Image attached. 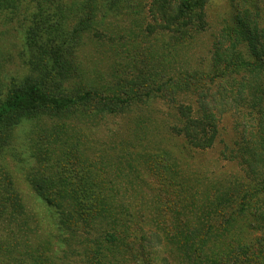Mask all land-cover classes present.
<instances>
[{
    "label": "trees",
    "instance_id": "trees-1",
    "mask_svg": "<svg viewBox=\"0 0 264 264\" xmlns=\"http://www.w3.org/2000/svg\"><path fill=\"white\" fill-rule=\"evenodd\" d=\"M227 1L228 22L206 63H192L186 50L207 30L205 9L213 0H176L170 26L142 38L132 31L119 42L123 78L104 91L68 93L64 88L77 70L73 57L91 13L96 21L111 12L130 17L135 4L138 14L142 6L137 0H0V14L21 15L25 8L27 15L25 73L0 85V166L5 174L17 127L36 121L38 138L30 146L41 170L33 174V189L64 228L107 231L86 264L126 257L150 264L147 256L151 264H264V0ZM29 3L35 5L32 14ZM152 103L160 104L157 134L154 120L135 118L132 140L124 141L120 154L114 145L102 168L86 155L85 143L59 140L68 124L54 128V142L45 136L47 119L96 122L134 115ZM226 121V150L245 165V175L219 171L214 179L205 167L193 170L192 154L216 148ZM135 154L136 160L129 157ZM7 182L0 186V217L9 213L13 224L27 209L19 187L11 177ZM138 196L148 198L152 216L142 199L129 203ZM49 249L19 264H65Z\"/></svg>",
    "mask_w": 264,
    "mask_h": 264
},
{
    "label": "rangeland",
    "instance_id": "rangeland-1",
    "mask_svg": "<svg viewBox=\"0 0 264 264\" xmlns=\"http://www.w3.org/2000/svg\"><path fill=\"white\" fill-rule=\"evenodd\" d=\"M137 2L142 6V14L137 13L136 4L133 6L136 14L130 17L127 14L114 16L111 12L107 13L106 19L101 20V17L98 16L96 21L94 16L91 19V13L90 21L84 25L87 27V31L83 34L81 47L73 57L74 64L78 67L71 81L66 82L65 91L78 93L79 89H82L79 92H84L97 89L104 91L110 88L111 84L119 80L118 78L125 76L119 67L120 59L123 56V50L118 47L122 43L121 41H124L126 36H131L132 31L139 38H142V34L151 36L148 34L154 29L170 26L171 15L177 13L176 0H172V6L161 4V0H137ZM156 2H158L157 5ZM29 10L32 14L35 11V5L29 3ZM205 10L208 17L206 21L209 24L207 30L203 32L202 38L198 37L197 42L189 45L186 50V57L191 58L194 64L206 63L211 57L214 40L228 22L230 5L227 0H213V4H210ZM197 12L200 14L199 10ZM26 16L25 8L21 15L7 17L5 14H0V85L8 84L13 76L25 73L26 64L23 60H26L24 51ZM165 16L168 17V22ZM172 27H174L173 18ZM149 41L150 39L147 38V42ZM260 62L262 63L263 59H260ZM159 108L160 104L152 103L150 107L142 106L133 113L134 115L128 117L107 115L101 119L97 117L96 122L90 118H86L83 123L69 121L76 117L47 119L46 126L49 133L45 136L48 138L49 135L50 141L54 142L57 136L51 133L54 128L68 124L66 133L60 135L59 140L65 142L64 139L69 136L71 140L75 141V144L85 143L86 149L83 150L86 155L93 161H95L94 158H97L102 168L103 162L108 160L109 154H112L111 150L114 145L117 148L115 154H120L124 141L132 140V136L135 135V124H137L135 118H139V121L141 119L144 121L154 120L156 125L153 128V135L157 134L154 129L158 125L157 121L159 122V119L155 117ZM43 123L40 126H43ZM23 124L17 127L14 140L15 155L7 157L8 167L5 169V174L0 166V186H6L7 179L11 177L13 186H18L22 192L27 214L17 219L13 224H11L9 213L0 217V264H19L21 261H25L28 256L30 257L31 253L32 255L38 254L46 247H50L49 250L52 249L50 254L61 263L86 264L85 260L92 258L93 253L91 252L96 248L95 243L99 241L100 246L104 245L102 241L107 238V231L93 230L90 234L85 232L83 227L77 231L75 228L71 229L74 231H70L54 218L52 210L33 189L31 182L33 174L41 170V163L32 152L33 147L30 146L33 139L37 140L38 138L39 128L37 126L39 124L36 121ZM224 124L226 126L221 130L216 148L203 154H192L195 156L196 163L191 166L193 170L207 168L206 176L214 179L218 177L212 174L219 171L228 172L234 178L244 177L245 165H241L238 159L231 158L230 152L226 150V145H230L228 144L230 143V127L227 121ZM146 130L148 132L149 129ZM146 130L142 133L144 134ZM161 132L167 131L163 129ZM21 142L24 144L21 145ZM129 157L136 160L137 155ZM1 164L4 163L1 162ZM141 199L138 196L137 199L135 198L129 203L136 205ZM147 201H149L148 198L145 202L143 201V209L145 213L148 212L152 216V204L150 202L147 204ZM110 244L106 243V246L110 247ZM153 244L154 248L159 247V245L156 246V241ZM162 256L168 258V254H162ZM147 259L151 264L148 256ZM112 261L113 264H134L127 257L123 258V261L117 259H112ZM153 264L166 263L157 260Z\"/></svg>",
    "mask_w": 264,
    "mask_h": 264
}]
</instances>
